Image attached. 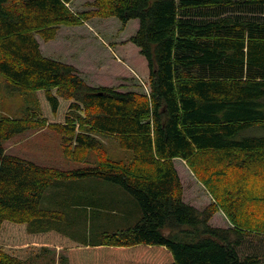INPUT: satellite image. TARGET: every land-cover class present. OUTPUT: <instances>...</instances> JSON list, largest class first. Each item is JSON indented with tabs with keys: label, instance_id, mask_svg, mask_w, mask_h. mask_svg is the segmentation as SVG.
Masks as SVG:
<instances>
[{
	"label": "trees",
	"instance_id": "16d2710c",
	"mask_svg": "<svg viewBox=\"0 0 264 264\" xmlns=\"http://www.w3.org/2000/svg\"><path fill=\"white\" fill-rule=\"evenodd\" d=\"M70 1L0 0V74L8 93L33 92L38 106L0 115V264H34L39 245L64 248L59 264L264 261V182H253L264 172V0H93L94 9L79 13ZM90 16L137 20L128 40L146 60L148 96L91 86L74 65L41 54L35 34L50 40L58 25ZM34 127L56 132L66 157L81 161L95 150L96 165L60 169L4 151L2 140ZM99 136L130 150L132 161L108 158ZM175 158L198 175L220 168L212 178L226 185L201 179L230 226L210 224L214 206L184 201ZM226 169L242 177L227 180ZM86 178L127 191L137 222L102 231L97 242L53 227L64 215L40 207L44 191ZM166 226L199 238L178 239ZM245 238L257 243L240 254Z\"/></svg>",
	"mask_w": 264,
	"mask_h": 264
},
{
	"label": "rangeland",
	"instance_id": "374dc122",
	"mask_svg": "<svg viewBox=\"0 0 264 264\" xmlns=\"http://www.w3.org/2000/svg\"><path fill=\"white\" fill-rule=\"evenodd\" d=\"M66 5L73 13L94 9L93 0H71ZM137 25L136 19L122 25L112 16H90L78 24L58 25L53 39L44 41L37 34L35 37L43 56L74 65L87 84L94 87L109 86L121 91L132 90L148 96L150 78L146 60L139 53L138 47L128 40ZM0 93L2 116L18 118L25 114L27 108L38 107L33 92L8 93L1 74ZM99 139L108 158L120 160L125 164L132 161V152L120 148L114 138L99 136ZM1 143L8 154L60 169L96 165L98 161V153L95 150H87L81 161L66 157L62 152L60 136L47 127L27 129L2 140ZM173 163L181 180L184 201L199 210L214 206L210 224L224 228L230 226L225 212L219 208L217 196L201 179L210 176L213 185H226V181L212 178L213 172L220 171V168L209 172L199 171L203 175H198L180 158H175ZM223 171L225 172L223 178L227 180L242 177L230 169ZM261 174L260 179L253 180L254 184L264 182V172ZM76 181L72 184H68L69 182L59 184L61 182L58 180L54 181L41 197V208L59 210L64 215V219H51L53 227L69 233L78 241L97 242L102 231L133 225L140 218L141 212L137 203L120 185L97 178ZM74 198L80 202L72 204ZM165 231L181 240L199 238L197 234L184 235L179 227L166 226ZM255 243H257L255 239L251 241V238H245L240 244V254L252 251L250 244L253 246ZM39 246L41 249H35L30 255V260H33L34 264H59V257L66 255L64 248L53 245ZM258 264H264V261Z\"/></svg>",
	"mask_w": 264,
	"mask_h": 264
}]
</instances>
